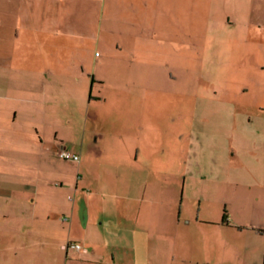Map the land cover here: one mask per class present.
<instances>
[{"label": "rangeland", "instance_id": "rangeland-1", "mask_svg": "<svg viewBox=\"0 0 264 264\" xmlns=\"http://www.w3.org/2000/svg\"><path fill=\"white\" fill-rule=\"evenodd\" d=\"M177 2L179 25L141 24L133 21L138 9L125 5L115 23L102 25L94 52L103 55L96 74L106 83L92 89L99 99L80 100L69 88L64 102L53 87L47 103L36 104L43 114L31 124L18 117L15 142L12 135L0 142V210H36V225L45 217L60 224L76 206L82 227L88 205L92 222L174 226L181 240L198 243L205 242L204 222L225 216L235 226L252 217V159L235 142L260 126L264 39L253 34L264 37V0ZM63 149L79 162L59 158ZM12 174L20 179L10 181ZM18 255L37 253L20 248Z\"/></svg>", "mask_w": 264, "mask_h": 264}, {"label": "crops", "instance_id": "crops-1", "mask_svg": "<svg viewBox=\"0 0 264 264\" xmlns=\"http://www.w3.org/2000/svg\"><path fill=\"white\" fill-rule=\"evenodd\" d=\"M250 1L253 5L254 0ZM176 2L0 0V142L8 135H12L15 142V133L19 136L20 132L14 125L21 114L31 124L38 114L44 113L36 104H46L53 87L59 88L58 98L64 102L69 101V88L76 90L71 92L72 96L80 100L99 99L92 96L93 86L103 87L106 79L96 74L103 65V55H96L94 50L98 47L102 25L106 29V25L117 21L115 15L120 5L138 9L133 21L141 24L179 25L184 18L179 15L178 8L175 10ZM124 16L130 21L125 12ZM195 22L196 17H192L190 23ZM249 22V25L253 24ZM253 35L264 39L257 33ZM141 71L142 68L137 66L135 72ZM121 103L126 104V100L122 99ZM10 104L14 105L10 108ZM260 107L256 114L259 128L251 131L248 139L242 133L237 135L235 142L238 152L252 159L249 189L253 191V215L246 223L233 226L227 218L204 222L201 226L205 229L199 231L205 242L198 243L195 238L181 240L179 230H171L174 226H120L113 218L92 222L88 205H85L82 227L78 222L75 224L76 206H72L63 219L58 218L60 224L45 217V224L37 225L36 210L32 213L26 210L25 214V211L1 209L0 264H264V252L261 260L259 248L255 247L257 239L264 240V105ZM14 163L12 161L10 165L14 167ZM16 176L12 174L8 179L19 180ZM244 178L250 180L249 176L242 180ZM34 198L36 195L32 201ZM183 225L190 226L191 220ZM34 232L41 234L39 240L30 239ZM20 235L28 240L21 242L18 240ZM115 238L118 240L114 241ZM235 241L236 246L230 247L229 243ZM68 242L79 244L80 249H65ZM20 248H32L37 255L19 258Z\"/></svg>", "mask_w": 264, "mask_h": 264}, {"label": "built area", "instance_id": "built-area-1", "mask_svg": "<svg viewBox=\"0 0 264 264\" xmlns=\"http://www.w3.org/2000/svg\"><path fill=\"white\" fill-rule=\"evenodd\" d=\"M58 157L63 159V160H70V161H74V162H78L79 161V156L77 154L74 153H70L67 150H60L58 153ZM74 248V249H80V245L77 243H73V242H68L66 243V245L64 246V248Z\"/></svg>", "mask_w": 264, "mask_h": 264}, {"label": "trees", "instance_id": "trees-1", "mask_svg": "<svg viewBox=\"0 0 264 264\" xmlns=\"http://www.w3.org/2000/svg\"><path fill=\"white\" fill-rule=\"evenodd\" d=\"M223 219H225V216H223Z\"/></svg>", "mask_w": 264, "mask_h": 264}]
</instances>
